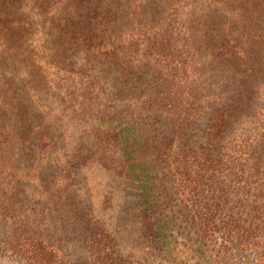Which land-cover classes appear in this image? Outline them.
Listing matches in <instances>:
<instances>
[{
	"label": "trees",
	"instance_id": "16d2710c",
	"mask_svg": "<svg viewBox=\"0 0 264 264\" xmlns=\"http://www.w3.org/2000/svg\"><path fill=\"white\" fill-rule=\"evenodd\" d=\"M262 249L264 0H0V264Z\"/></svg>",
	"mask_w": 264,
	"mask_h": 264
},
{
	"label": "rangeland",
	"instance_id": "374dc122",
	"mask_svg": "<svg viewBox=\"0 0 264 264\" xmlns=\"http://www.w3.org/2000/svg\"><path fill=\"white\" fill-rule=\"evenodd\" d=\"M45 106H46V108H49V106L51 107V108H53V110H55V113H56V111H61L60 109H59V107H54V105L55 104H53V103H51L50 105L49 104H47V103H43ZM89 170H90V168H89ZM91 173V172H90ZM92 174V177H95L96 176V173H91ZM99 174V173H98ZM111 175V174H110ZM112 178H113V176L111 175L110 176V180L108 179V178H106L105 180H97V182H98V189H99V191L102 193V194H104V196H106L107 195V197H110V201L114 204L115 202H116V200H117V196H121V195H123V193L125 192V194L126 195H129V194H131V192H132V189H133V186L132 185H128L126 188H125V190L124 191H121V192H118V188L119 187H121V186H117V183H114L113 181H112ZM108 181V182H107ZM117 186V187H116ZM122 188H124V187H122ZM114 208V205L111 207V208H109V211H112V209ZM262 251L264 252V249H262ZM71 259L72 260H75V259H77V257H74L73 255L71 256ZM82 261L80 260V263H81ZM188 262L189 263H196L197 261L196 260H193V259H189L188 260ZM5 264H22V263H14V262H12V261H6V263ZM240 264H244V263H240ZM253 264V263H252Z\"/></svg>",
	"mask_w": 264,
	"mask_h": 264
}]
</instances>
